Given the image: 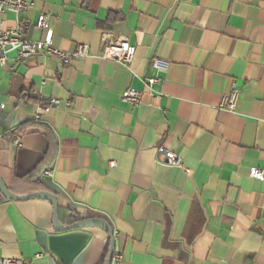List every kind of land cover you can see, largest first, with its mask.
<instances>
[{"label": "crops", "instance_id": "obj_1", "mask_svg": "<svg viewBox=\"0 0 264 264\" xmlns=\"http://www.w3.org/2000/svg\"><path fill=\"white\" fill-rule=\"evenodd\" d=\"M31 1L0 13L4 29L27 20L25 38L39 41L46 14L54 48L85 45L91 57L8 54L0 176L11 193L54 194L63 227L108 221L120 264H264V180L251 177L264 172V0ZM120 37L136 47L129 67L101 58ZM128 89L141 93L136 108ZM233 91L235 111L221 110ZM52 98L61 105L37 122ZM109 245L102 228L57 232L49 201L0 194V259L105 264Z\"/></svg>", "mask_w": 264, "mask_h": 264}, {"label": "built area", "instance_id": "obj_2", "mask_svg": "<svg viewBox=\"0 0 264 264\" xmlns=\"http://www.w3.org/2000/svg\"><path fill=\"white\" fill-rule=\"evenodd\" d=\"M34 7V2L31 0H0V13L12 12L18 16L29 12ZM31 26L27 20H21L15 29H4L0 22V71L8 64V54L15 53L17 63H22L26 59L36 54H45L51 56L64 65L76 59L91 57L90 48L85 45H80L74 52H65L53 47V29L49 25V16L41 14L39 16L37 27L42 30L43 37L39 41L27 40L24 36L25 31ZM136 54V47L131 45L126 37L117 39H109L103 46L101 58L104 60H114L129 67L133 62ZM154 66L161 71H166L169 68V63L157 59L154 61ZM159 80H150L149 84H156ZM238 91H233L231 94L223 97L220 103V109L233 112L236 109L238 101ZM122 99L131 107L136 108L141 104V93L134 89H128L124 92ZM67 105L70 102H66ZM61 105V100L52 98L48 101L39 104L35 120L42 122L45 115L51 113L54 109ZM14 145L17 148H22L20 137H16ZM161 152L168 157V161L172 166L183 168L181 160L174 154L168 153L164 149ZM191 174L190 170H186ZM44 176H51L52 171L47 170L43 173ZM251 177L254 179L264 180V172L253 169ZM43 255L38 254L35 258L39 259ZM123 257L119 254L114 256L113 263L120 264ZM0 264H29L24 259L2 258Z\"/></svg>", "mask_w": 264, "mask_h": 264}, {"label": "water", "instance_id": "obj_3", "mask_svg": "<svg viewBox=\"0 0 264 264\" xmlns=\"http://www.w3.org/2000/svg\"><path fill=\"white\" fill-rule=\"evenodd\" d=\"M0 194L3 198L10 201H28V200H46L53 205V226L57 232H67L86 228H102L109 234V251L105 264H113V259L116 253V242L114 238V230L108 221L104 219H87L75 222L69 226L63 227L60 222L57 197L48 192H38L27 196H16L7 188L2 177L0 176Z\"/></svg>", "mask_w": 264, "mask_h": 264}]
</instances>
